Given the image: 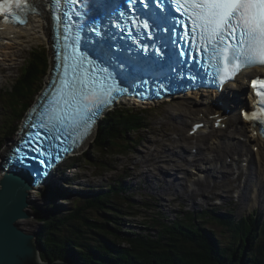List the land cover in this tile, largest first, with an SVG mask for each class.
Instances as JSON below:
<instances>
[{
    "label": "rangeland",
    "instance_id": "374dc122",
    "mask_svg": "<svg viewBox=\"0 0 264 264\" xmlns=\"http://www.w3.org/2000/svg\"><path fill=\"white\" fill-rule=\"evenodd\" d=\"M40 43H42V45ZM40 43L31 46L32 49H47L50 56L48 54L47 55L49 58H51L50 46L48 47V45L46 44L43 45L44 42ZM31 47H28L25 50L18 64L14 65L12 69L5 72L2 83H0V161L1 155H3L11 140H13L17 135L16 130L22 123L24 113L29 106L28 104H31L35 100L38 92L45 85L48 78L49 71L47 69L45 75L41 79H37L33 84L34 93H31L30 96H28L27 94L24 101L22 102L21 98H18L16 100V104L14 103L13 106L8 103V101L10 100V96H7L8 94L6 90L8 87L12 86V84L22 74L23 66L25 64L24 59L25 57H27V52ZM190 102L192 101L186 103H188L192 107L193 103ZM123 104L124 105H122V108H133L134 110L142 111L145 115H147L148 128L140 130L139 132H137V134H135V136L134 134H129V138L122 149L114 148L113 154H111L110 156H105L103 158H101V154L97 150H94L92 138L88 146L85 148V151L93 157L91 159L92 161H86L84 159V154L81 153L80 156H78L79 158H76L77 163L75 165H71L70 168L66 171L58 172V174L56 173V175H58L56 178L58 180L57 184L52 190H48L49 192L47 195H44L42 191L33 193L31 196L32 202L30 203L29 207L32 216L30 218L22 219L23 221H20L22 227L26 228L30 232H34V234L37 236L36 233L40 232L44 225V221L41 220V218L36 214L38 210H47L49 208H53L52 211H57L56 214L60 217L64 216V214H69L74 206L80 204V207H82V211L85 210V215L89 216L90 218L99 220L100 223H105V216L102 215V212L104 211L101 209H97L94 204H90L89 201L91 198H94V196H96L98 192L100 193L108 190L109 183L117 184V181H121L119 183L120 186H124L128 183L127 191L124 193H126V196H130V198L129 200H125L121 196V198L116 200L117 202L114 200L116 206L118 205L119 208H122L123 212L125 213L123 215L120 214L122 216L121 218L124 219V222H122V224H120L119 226H116L118 233H120V239L113 240V236H111L109 233H106V231H104L105 229L101 230V228L99 227H92L94 229L92 231L90 227L85 226L86 231H88L86 235V239H88L87 244H92L93 246H98L104 249L103 245H106L104 244L106 241L104 240L105 242H102L101 240L102 236L106 237L107 235L113 242L120 241L122 246L128 245L126 239L128 238V236H130L129 234L131 233L150 232L153 235L157 234L159 225L158 227L157 225L153 226L150 220H147L148 218L146 219V216L150 217L151 215V217L149 218L151 219L154 217V215H158L162 221L167 223V225H171L172 222L179 217V215H182V213H186L187 211L194 212L195 210L203 212L205 210L206 213L204 214L207 216L205 218L206 220H204L203 222V226H207V228L210 229L212 235L218 240L219 245L221 244L224 246H231L234 243V245L240 246L242 241L240 232H231L230 229L224 226V224L212 219L217 218V215H220L227 211H231L232 214H234L236 217L249 215L250 212L253 211L256 215H259L262 219H264V192L263 194H259V196H256L258 187L253 186H257L258 184L262 183L264 188V176L262 175L258 164H251V166L253 167L251 170L252 176L249 179L250 181H252V189L248 194L244 195V197L247 198V201H244L243 203L245 204L243 205H241V203L239 204V202H236V198H238V195L234 194L239 181L235 182L230 176L222 171L223 168H220V164L225 163L228 152L227 154L225 152L222 162L218 161L219 163H215L217 169L212 173H208L209 176L211 174L210 177H213V175H215L213 179L218 181V185L212 187L208 186L207 189L204 190L205 193H203L204 191L202 190H200L202 193L198 191L192 192L191 190H189L188 186L192 185V183L200 177L201 172H199L197 175H189L187 172L190 171L191 174L192 171H196V165H193L194 162L192 160L195 154L192 153L194 150L193 147L198 148L197 146H199V144L196 146L195 142H192L193 144L189 145V148L187 149L185 146L186 142L184 141V138L181 137V134H177V132H172L171 130V127L173 126L180 129L183 127V131L188 130L191 127V123L189 122L190 124L187 123L184 126L179 125L173 119L166 116L165 112L169 107L172 106L171 104H160L150 106L145 109L140 107L136 108V105H133L132 103ZM174 104L179 105L178 102ZM19 106H22L20 107L21 111H19ZM193 108L196 109L199 108V106H194ZM167 122H169V124H167ZM14 126H16L17 129L13 132L12 128ZM173 130L179 131L177 128H173ZM240 130H242L240 129V127H236L235 129V127L228 125V131L226 132L230 135L235 136V142H238L242 145L245 144L246 141L245 136L240 134ZM156 137L164 139L161 144H158L153 140ZM207 139L208 144H206L205 142H200L202 153L200 155L202 156H207V154L210 153L211 148H208V146L211 145V136L207 137ZM174 143L177 144V146H175V156H177L176 158H178L179 154H182V159L185 160L181 163L184 165V172L177 168V163H155L159 159L155 158V154L153 155L151 160L147 158L148 151H160L162 145H165L170 149H174L171 148V145H174ZM238 147L244 155H242L241 152L238 151L240 157L239 159H237V161H239L241 157L247 158V156L245 155L246 151L243 149V147L240 145H238ZM185 148L187 149L186 151ZM224 148H226V145ZM181 149L184 151H182ZM213 149L214 148H212V150ZM164 155H166V153ZM228 157L235 159L232 153H230ZM99 159L102 160V166L99 165ZM135 159L140 160L144 166L141 165L140 167H137L135 165ZM179 161L180 159H177V162ZM207 164L208 163L203 164V166H207ZM163 168L174 171L175 177H180V180L173 177L172 175L164 177L161 170ZM237 168L233 169V172H235L236 175L238 173ZM142 171H144L145 173L142 174ZM203 174L204 173H202V175ZM189 176H196L194 177V179H196L192 181L190 180ZM258 179H261V181H257ZM170 185V190L172 191V193L171 191H167ZM50 193H52V196L55 197L52 202L49 200ZM191 193H194V195L191 196ZM223 197L224 200H222ZM214 203H219L221 206V208L218 207L220 211L217 214L208 212V208L212 207V204ZM149 204L150 206L148 207ZM33 210H35L36 212H34ZM137 211H140V213H137ZM71 221L72 222H68L70 226H67V229H70L71 234L75 237L76 226L73 225L75 224L74 222L77 223V220L72 219ZM191 226L196 225L190 224V230L192 228ZM258 231L259 228H255L250 234H246L247 236L245 235L249 238V241H247V243L245 244V254L247 255V257H251L256 251L250 246L252 238L257 236L258 238H260L259 241H264V237L262 236V234L260 235ZM55 235L58 236L59 234ZM72 242L74 243V241ZM110 252L112 253V255L116 254L113 250ZM62 258H66L72 261L78 260L77 257L73 259L70 256Z\"/></svg>",
    "mask_w": 264,
    "mask_h": 264
},
{
    "label": "trees",
    "instance_id": "16d2710c",
    "mask_svg": "<svg viewBox=\"0 0 264 264\" xmlns=\"http://www.w3.org/2000/svg\"><path fill=\"white\" fill-rule=\"evenodd\" d=\"M48 67L49 58L44 52L32 53L25 64L24 74L6 90L7 96H10L8 103L13 106L18 98H21L22 102L27 94L30 96L31 93H34L33 84L45 75ZM20 107L22 106H19V111H21ZM144 128H148L147 115L129 107H118L102 120L100 131L93 141L94 150L101 154V158L110 156L114 153V148L122 149L129 138V134L135 136ZM12 129L14 132L17 127L14 126ZM83 154L86 161L93 158L86 151ZM76 158L79 157L71 159L72 161H69L68 164L70 166L75 165L77 163ZM98 161L100 162L99 165L102 166V160L99 159ZM120 182L117 181V184L109 183L108 190L98 192L89 201L97 209L104 211L102 215L105 216V223H100L99 220L85 215V210L82 211V207H80L81 204L74 206L69 214L60 217L57 216V211H52V207V209H42L37 212L36 209L33 210L44 221L42 230L36 233L42 258L52 261L68 256L73 259L77 257L79 264H264V241H259L260 238L257 236L252 238L250 242V246L256 251L251 257H247L245 254V244L249 241L246 234H250L255 228H259L258 232L264 237V220L262 222V218L256 214L236 217L228 212L213 218V220L224 224L231 232H240L242 238L240 246L234 245V243L231 246L219 245L210 229L203 226L206 215H202L201 212L182 213L171 225H167L158 215L152 216L151 219H149L151 215L150 217L146 216V219L148 218L147 220H150L153 226L157 225L158 227L159 225L157 234L153 235L150 232L131 233L126 239L128 245L122 246L120 241L113 242L107 235L106 237L102 236L101 240L102 242L106 241L104 243L106 245H103L105 250L87 244L86 235L88 231H86L85 226L90 227L92 231L94 230L92 227L105 229L106 233L113 236V240L120 239V233H118L116 226L124 222L120 214L125 213L122 208L116 206L115 201L121 196L125 200L130 198L124 193L127 191L128 183L120 186ZM48 192L45 189L43 193L47 195ZM49 195V200L52 202L55 197L52 196V193ZM72 219L77 220V223L74 222L73 225L76 226L75 237L71 234V230L67 229V226H70L68 222H72ZM190 224L196 226H191L190 230ZM55 234L59 235L56 236ZM112 250L116 254L112 255L110 252Z\"/></svg>",
    "mask_w": 264,
    "mask_h": 264
},
{
    "label": "snow or ice",
    "instance_id": "6c2138e0",
    "mask_svg": "<svg viewBox=\"0 0 264 264\" xmlns=\"http://www.w3.org/2000/svg\"><path fill=\"white\" fill-rule=\"evenodd\" d=\"M71 2L76 3L77 0ZM172 2L182 18V38L188 45V51L202 60L207 59L209 66L220 74L222 82L242 67L264 65V0ZM23 8H27L25 0H0V13L8 14L19 23L26 21L19 19L14 9ZM57 20L59 22L60 17ZM144 27L147 28L148 24L145 23ZM78 53L79 49L74 48L72 54L63 57L59 87L55 88L53 99L41 116L39 127L54 139H60L61 134L73 138L74 142L85 137L102 109L112 103L114 94L125 91L115 80L100 75L91 66L92 62L85 61ZM252 83L253 88L259 86L261 89L257 96L264 103V81ZM245 118L258 119V115L253 112L245 114ZM40 135L36 133L37 137Z\"/></svg>",
    "mask_w": 264,
    "mask_h": 264
},
{
    "label": "bare ground",
    "instance_id": "6f19581e",
    "mask_svg": "<svg viewBox=\"0 0 264 264\" xmlns=\"http://www.w3.org/2000/svg\"><path fill=\"white\" fill-rule=\"evenodd\" d=\"M66 11L67 13H69L70 16H72V12L70 10L67 9ZM48 16L50 17V12L45 13L44 11L42 15L32 16L30 23L25 27L17 28L14 26H5L2 28V34L4 37V41L0 43V70H1L0 83H2L5 72L9 71L10 69L14 67V65L19 63L21 57L23 56L25 50L28 47H31L34 44H37L40 42H44L43 45L46 44L52 48V39H51L52 29H51V22L47 20ZM40 44L42 45V43ZM31 51H32V47L30 48V50H28L27 56L29 55ZM51 55H52L51 57L53 60L52 49H51ZM26 58L27 57H25L24 61L26 60ZM49 78H50V75H48L47 81L49 80ZM244 87H245V84L242 83L239 85L238 89L243 90ZM38 96H39V93L37 97L35 98V100L38 98ZM188 97H189L187 98L188 101H192V103L194 102L193 100H200L202 98V97H199L198 95H190ZM237 97H233V98L238 99V102H237V105H238L237 108H238L242 104V100H240L239 96ZM222 100L224 101L223 105H218V106H213V105L211 106V104L204 105L202 104L204 101H200V102L197 101V102H194L191 107L188 103H186L188 102L187 100L185 99L176 100L175 99L170 103L172 106L169 107L165 113H166V116L173 119L179 125L184 126L189 122L191 123V125H195L196 123H200V122L205 124L204 127L196 134H194V130L191 131L190 133V129H192L193 127L188 129V131L187 130L183 131V127L181 129L178 127H174V126L171 127L172 132H177V134H181V137L184 138V141L186 142L185 146L187 149L189 148V145L193 144L192 142H195L196 146L199 144V146H197L198 147L197 152L194 153L195 155L192 159L194 162L193 165H196V171H192L191 174H190V171L187 173L189 175H195V174L197 175L199 172H201L200 173L201 175L198 179L195 178L196 180L194 179V177L196 176H189L190 180L192 181L195 180L192 183V185L188 186L189 190H191L192 192L198 191L202 193L200 190L204 191L207 189L208 186L212 187V186L218 185V181L213 179L215 175H213V177H210L211 174L209 176L208 173L209 172L212 173L213 171L217 169V166L215 165V163L222 162L225 152L226 154L228 152L225 163L224 164L221 163L220 168H223L222 171L225 172L228 176H230L235 182L239 181L238 185L236 186L234 194L238 195V199L236 202L237 203L239 202V204L241 203V205H243L245 204L243 202L247 201V198L244 197V195L248 194L252 189V181H250L249 179L252 176L251 170L253 167L251 166V164L253 165L257 163L258 166L260 167V171L262 175L264 176V139L260 138L259 136L255 134L250 133L249 129L246 127L248 125L244 121V118H242L241 115L239 116V110L237 108L236 109L233 108L232 104H234V101L231 98L229 101L226 98H223ZM128 102L131 103V101H128ZM177 102L179 103V105L174 104ZM194 106H199V108L194 109L193 108ZM223 110L226 111L225 116L229 118H230L231 111L233 112L232 115L234 117H232V119L231 118L228 119L229 121L228 124H230L229 126L235 127L232 125V123H234L237 125V127L239 126L241 127L242 130H240V134L245 136V141H246L245 144L241 145L240 143L235 142L234 140L235 136L230 135L229 133L226 132L228 131V127L221 128V129L215 128L216 127L215 121L217 118V114H219L218 116L222 115ZM167 124H169V122H167ZM173 128H177L179 131L173 130ZM34 129L35 127H31V130H34ZM222 131H225V132H222ZM209 136H211V140H210L211 145L208 146V148H211L210 153L207 154V156H202L200 155L202 154L201 148H200V142H205L206 144H208L209 138L207 139V137ZM153 140L156 143L161 144L164 139L160 137H156ZM10 143L7 146L6 150L4 151L3 155H1V160L6 155V152L10 147ZM88 144H89V141L85 144V147L88 146ZM225 145H226V148H224ZM238 145L243 147V149L246 151L245 155L247 156V158L241 157L239 161H237V159H239L240 157L238 154V151L241 152V150H239L240 148L238 147ZM175 146H177V144L174 143V145L173 144L171 145V148H174V149H170L169 147L162 145V148L160 151L153 152L150 150L147 152V158L151 160V158L155 154L156 155L155 158H159L155 163L157 164L158 163H166V164L177 163L178 165L177 168L181 170L182 172H184L185 168H184V165L181 163L184 162L185 160L182 159L183 157L182 154H179L178 158H176L177 156H175ZM186 148H185V151L187 150ZM193 148L194 150H196L195 147ZM212 148L214 149L212 150ZM227 150H230V151H227ZM165 153L166 155H164ZM230 153L233 154V157H235V159L228 157ZM241 154L244 155L242 152ZM177 159H180V161L177 162ZM231 161H232V164H231ZM206 163H208L207 166H203V164H206ZM235 163H236V166L238 167L237 175L235 172H233V169L231 168V166L235 165ZM135 165L137 167H140L143 164L140 160L135 159ZM161 170H162V174L164 175V177H167L168 175L169 176L172 175L173 177H175L174 171H170L169 169H166V168H163ZM142 172H143L142 174L145 173L144 171ZM202 173L204 174L202 175ZM2 176L3 174L0 173V188L2 187L1 185ZM175 178H178L180 180V177H175ZM243 179H245L244 185L241 183ZM257 181H261V179H258ZM253 186L258 187V190L256 191V194H257L256 196H259V194L260 195L263 194L264 188H263L262 183L258 184L257 186L256 185H253ZM170 189H171V185L167 189V191L170 192L171 191ZM203 193H205V191ZM190 195L193 196L194 193H191ZM222 200H224V197ZM218 207L221 208L220 204L214 203L212 204V207L208 208V211L212 213V211L216 210L215 213L213 212V214H217L220 211ZM195 211L201 212L202 215L206 213L205 210L203 212L197 211V210ZM228 212L229 211L224 212L223 214H227ZM230 213L232 214L231 211ZM252 214H255V212L252 211ZM22 219H26V218H20L18 220L20 224H21L20 221ZM261 220L263 222L264 219H261Z\"/></svg>",
    "mask_w": 264,
    "mask_h": 264
},
{
    "label": "water",
    "instance_id": "95a60500",
    "mask_svg": "<svg viewBox=\"0 0 264 264\" xmlns=\"http://www.w3.org/2000/svg\"><path fill=\"white\" fill-rule=\"evenodd\" d=\"M34 174V173H33ZM30 170L5 171L0 188V264H79L66 258L44 260L38 237L18 222L30 218L32 186L41 176ZM37 175V178L36 176Z\"/></svg>",
    "mask_w": 264,
    "mask_h": 264
}]
</instances>
